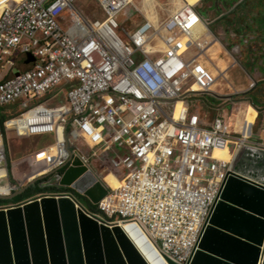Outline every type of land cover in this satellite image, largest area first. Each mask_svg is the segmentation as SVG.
I'll list each match as a JSON object with an SVG mask.
<instances>
[{"label": "built area", "instance_id": "1", "mask_svg": "<svg viewBox=\"0 0 264 264\" xmlns=\"http://www.w3.org/2000/svg\"><path fill=\"white\" fill-rule=\"evenodd\" d=\"M81 1H2L0 105L19 103L4 125L16 134L54 136L34 177L65 169L75 155L92 164L87 150L102 146L94 155L121 183H107L108 194L96 203L100 217L136 225L166 264L168 258L187 264L232 172L225 153L239 135L228 118L191 113L189 97L213 92L216 80L191 32L203 17L186 1L164 16L152 4V19L135 7L143 20L128 32L129 44L118 29L132 0H96L103 18L82 14ZM60 20L69 22L67 29ZM18 62L28 67L12 71ZM63 86L66 99L54 93L31 104ZM251 137L244 143L264 149V138ZM21 188L9 181L0 122V200Z\"/></svg>", "mask_w": 264, "mask_h": 264}, {"label": "water", "instance_id": "2", "mask_svg": "<svg viewBox=\"0 0 264 264\" xmlns=\"http://www.w3.org/2000/svg\"><path fill=\"white\" fill-rule=\"evenodd\" d=\"M37 181L59 192L0 208V264H149L127 231L166 264L136 225L108 223L67 192L71 188L96 204L110 190L98 168L79 155L64 170L28 179L6 200ZM187 264H264L263 148L243 146Z\"/></svg>", "mask_w": 264, "mask_h": 264}, {"label": "rangeland", "instance_id": "3", "mask_svg": "<svg viewBox=\"0 0 264 264\" xmlns=\"http://www.w3.org/2000/svg\"><path fill=\"white\" fill-rule=\"evenodd\" d=\"M2 1L0 0V10L3 6ZM158 1L162 2L159 10L161 9L160 12L164 16L168 13V1ZM234 4H238V6L230 10ZM218 6H220L219 9H217ZM135 7L131 5L120 16L122 23L118 29V34L124 42L129 44L128 32L134 29L136 23L143 20L142 14ZM77 8L85 16L103 18L101 8L96 0H83L77 5ZM195 8L203 16L206 23H209L207 25L203 21L204 24L200 27L208 26L212 31L213 38L218 42L211 47V50H214L216 56L223 59V64H220L213 57H208V54L201 56L203 64H208L211 60L210 67L205 66L216 80L212 86L213 92L199 93L189 97L191 113H196L201 108V113L205 115V120H210L214 115H219L228 119L231 118L230 123L231 121L234 123L235 114L240 107L247 105L250 107L247 124L253 126V122L255 123L256 119L253 127L255 135L251 137V141L261 140L262 132L264 131V0H200L195 4ZM129 13L131 14L127 17ZM60 23L64 30L67 29L69 22L60 20ZM16 55L17 53L11 56L13 63L16 61ZM19 64L20 62L16 63L12 71L26 67ZM225 71L227 72L226 75ZM68 89L66 86L64 91L67 92ZM50 95L51 92L43 97H37L31 101V104L42 103ZM232 102L237 105L236 108L232 107ZM252 104L256 108H253ZM18 108V102L0 105V122H2V130L4 132L9 181L11 183H19L24 179L23 183L25 185L28 182V177L44 165L42 152L54 139L50 134L21 135L13 133L11 129L4 125L3 121L8 117L14 116ZM232 127L235 129L234 125ZM237 139H240V142L244 140L241 135H238ZM101 147L98 146L89 150L84 147V150H87L86 154L90 162L98 167L99 174H103L104 168H101V163L94 153L100 152ZM236 147L237 144L233 149L226 152L227 158L232 157ZM112 149L118 150L119 146L111 147L109 150ZM104 156L107 158L111 157L106 152L101 155V157ZM49 188L47 191H49ZM75 194L82 203L86 204L87 208L88 204H90V210L100 213L96 204L89 202L81 194ZM7 202L8 200H0V204H7Z\"/></svg>", "mask_w": 264, "mask_h": 264}, {"label": "bare ground", "instance_id": "4", "mask_svg": "<svg viewBox=\"0 0 264 264\" xmlns=\"http://www.w3.org/2000/svg\"><path fill=\"white\" fill-rule=\"evenodd\" d=\"M83 1V0H82ZM143 1H145V2H143ZM168 1V3H167V9L168 10H173V8H174V6L176 5V4H178V3H181L182 1H186V2H188L189 4H196V3H198L200 0H167ZM131 3H132V6H136V7H138L139 9H141L145 14H146V16L149 18V16H153V14H152V12H151V8H152V4H154V5H156V6H158V10H157V12L159 13V14H161L162 15V13L160 12V10H159V8H161V6H162V2L160 3L158 0H132L131 1ZM141 3H143L144 5L146 4V6L144 7V8H142V4ZM148 4H150L151 5V7L149 8L148 7ZM130 8V7H129ZM144 9V10H143ZM70 14H72V12H70ZM149 15V16H148ZM163 16V15H162ZM150 19V18H149ZM202 18H200L199 19V21L195 24V25H193V23H194V21L190 24V26H192L191 27V32L193 33V35H194V37H195V39H196V41L197 42H199L200 44H201V46L204 48V50H203V52L201 53V56L204 54V56L205 55H207L208 54V57H213V58H215L217 61H219V63L220 64H223L222 63V61H223V59L221 58V57H218V56H216V52L214 51V50H211V47H213V46H215V43L216 42H218V41H216V39L215 38H213V34H212V31L209 29V27L208 26H203V27H200L201 25H203V23H202ZM204 21V20H203ZM202 23V24H201ZM200 27V28H199ZM215 37V36H214ZM217 51V50H216ZM191 52H193V51H191ZM210 55V56H209ZM200 56V57H201ZM207 57V56H206ZM211 59V58H210ZM214 59V60H215ZM205 60V59H204ZM213 60V59H212ZM215 60V61H216ZM207 61H209L208 59H207ZM206 61V62H207ZM225 62V61H224ZM204 65H206V66H209L210 67V65H211V60H210V62H208V64L207 63H204ZM224 70V69H223ZM222 70V71H223ZM221 71V70H220ZM199 110L200 111H202L201 110V108H199ZM249 111H250V107L249 106H247V105H243L242 107H240V109H239V111L235 114V121H234V123L232 124V121H231V125L233 126H235V130H236V132L237 133H239V135H241L243 138H246V136H248V134H246L248 131H250L249 130V125L247 124V117H248V115H249ZM229 121H230V119H229ZM6 125V124H5ZM7 127H8V125H6ZM9 128V127H8ZM263 138V137H262ZM261 138V139H262ZM245 141L244 140H242V143H241V146L238 148V145H237V147H236V150L234 151V153H233V155H232V157L231 158H233V163H232V168H233V165H234V162H235V160H237V158H238V156H239V154H240V152H241V150H242V148H243V146H245V145H247L246 143H244ZM240 143V142H239ZM227 152V151H226ZM226 154V153H225ZM225 157H226V155H225ZM227 158V157H226ZM228 159V158H227ZM110 172H112V171H110ZM105 174H108L109 172L108 171H106V172H104ZM105 177L106 176H103V179L105 180ZM118 178V177H117ZM106 181V180H105ZM106 183H108L107 181H106ZM109 184V183H108ZM122 226H124V227H126V226H128V225H130V224H121ZM128 232V234H129V236H130V240L133 242V244L135 245V247L137 248V246H136V244H135V241L136 242H140L141 243V241H139L138 240V238H134V234L132 233H130L129 231H127ZM142 244V243H141ZM144 245V244H143ZM151 246L153 247V245L151 244ZM145 247V246H144ZM154 249H155V247H153ZM138 249V248H137ZM147 249V248H146ZM139 250V249H138ZM139 252L141 253V251L139 250ZM151 253V252H150ZM142 254V253H141ZM152 254V253H151ZM143 255V254H142ZM153 256V255H152ZM155 259H156V261L158 262V264H161V262L160 261H158V259L155 257V256H153ZM145 258V257H144ZM146 259V258H145ZM175 259V261L174 262H176V261H178V259H176V258H174ZM147 260V259H146ZM148 262V261H147ZM149 263V262H148ZM176 263H178V262H176ZM150 264V263H149ZM178 264H180V263H178Z\"/></svg>", "mask_w": 264, "mask_h": 264}, {"label": "crops", "instance_id": "5", "mask_svg": "<svg viewBox=\"0 0 264 264\" xmlns=\"http://www.w3.org/2000/svg\"><path fill=\"white\" fill-rule=\"evenodd\" d=\"M223 1H227V0H223ZM142 4V8H144L145 6H146V4L144 5L143 3H141ZM222 5V4H221ZM238 6V4H234L232 7H231V9L230 10H233V9H235L236 7ZM220 8V6H218L217 7V9H219ZM144 10V9H143ZM158 10V9H157ZM201 15V14H200ZM149 16V15H148ZM202 16V15H201ZM203 17V16H202ZM149 18L150 19H152V17L151 16H149ZM202 22H203V20H202ZM203 24H204V22H203ZM24 65V64H23ZM26 67L25 68H27L28 66L27 65H25ZM24 68V69H25ZM227 74V72L225 71V75ZM66 86H63V87H60V88H58L57 90H55V91H52L51 92V95L50 96H52L54 93H56L57 94V97L58 98H63V99H66L65 98V94H66V92L64 91V88H65ZM49 96V97H50ZM52 102H56V98H53L52 99ZM253 105V104H252ZM253 107L254 108H256V106H254L253 105ZM249 117V116H248ZM256 118H257V116H256ZM229 119H231V118H229ZM255 122H256V119H255ZM247 123H248V120H247ZM233 124V123H232ZM253 124H254V122H253ZM251 128H252V126L251 125H249V130L250 131H248L246 134H248V136L249 137H251ZM264 132V131H263ZM248 136H246V137H248ZM54 137V136H53ZM262 137L264 138V134L262 133ZM243 138V137H242ZM237 141V145H238V148L241 146V143L242 142H240V139H237L236 140ZM240 142V143H239ZM105 172V171H104ZM103 172V174H102V177L103 176H106L105 177V180L109 183V185H111L113 188H117L119 185H120V183H121V181L119 180V178H117L116 176H115V174L113 173V172H109L108 174H105ZM34 173H32L29 177H28V179H32L34 176ZM27 179V180H28ZM24 179H23V181H21V182H19V183H13L14 185H16V186H21V187H24ZM22 183H23V185H22ZM26 185V184H25ZM50 191H52V190H49V191H47V190H45V191H43L42 193L43 194H51L52 192H50ZM59 191L58 190H55V193H58ZM76 195V194H75ZM37 195L35 194V195H33V196H30V197H26V198H14V199H11V200H8V202H7V204H1V205H4V208H8V206L7 205H10V206H13V205H17V204H23V203H25V202H27V201H29L30 199H32V198H34V197H36ZM19 197V196H18ZM6 200V199H5ZM89 205L90 204H88V208L90 209V207H89ZM92 211V210H91ZM99 214V216L100 215H102V213H98ZM129 236V235H128ZM130 238V237H129ZM133 239V238H132ZM131 239V240H132ZM133 241V240H132ZM135 244H136V246H137V248L141 251V253L143 254V256L147 259V261L150 263V264H158V262L156 261V259L152 256V254L150 253V251H148L147 249H146V247H144V245L143 244H141L140 242L138 243V242H136L135 241Z\"/></svg>", "mask_w": 264, "mask_h": 264}, {"label": "trees", "instance_id": "6", "mask_svg": "<svg viewBox=\"0 0 264 264\" xmlns=\"http://www.w3.org/2000/svg\"><path fill=\"white\" fill-rule=\"evenodd\" d=\"M262 133L264 134V132H262ZM38 183H39V181H37L35 184L30 185V187L25 192H23L21 195H19V197H17V198L20 199V198L30 197V196H33L35 194H40V192H43V191L48 189V187H41ZM49 189H51V188H49ZM67 189H71V188H67Z\"/></svg>", "mask_w": 264, "mask_h": 264}, {"label": "flooded vegetation", "instance_id": "7", "mask_svg": "<svg viewBox=\"0 0 264 264\" xmlns=\"http://www.w3.org/2000/svg\"><path fill=\"white\" fill-rule=\"evenodd\" d=\"M41 181H44V180H41Z\"/></svg>", "mask_w": 264, "mask_h": 264}]
</instances>
